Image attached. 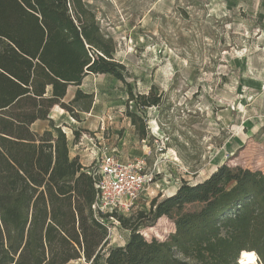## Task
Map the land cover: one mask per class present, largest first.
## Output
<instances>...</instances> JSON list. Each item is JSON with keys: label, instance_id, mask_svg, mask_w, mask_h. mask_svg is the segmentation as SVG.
<instances>
[{"label": "trees", "instance_id": "1", "mask_svg": "<svg viewBox=\"0 0 264 264\" xmlns=\"http://www.w3.org/2000/svg\"><path fill=\"white\" fill-rule=\"evenodd\" d=\"M116 52L85 0H0V264H264L261 170H241L235 184L222 186L164 240L139 233L137 220L154 226L156 213L93 209L97 170L72 157L68 134L50 113L57 105L75 117L89 112L94 95L80 88L65 101L69 87L89 74L123 81L137 107L158 105L153 92L132 91ZM127 115L144 137L143 118L134 110ZM37 121L48 127L35 130ZM115 218L131 238L110 248L108 222Z\"/></svg>", "mask_w": 264, "mask_h": 264}, {"label": "rangeland", "instance_id": "2", "mask_svg": "<svg viewBox=\"0 0 264 264\" xmlns=\"http://www.w3.org/2000/svg\"><path fill=\"white\" fill-rule=\"evenodd\" d=\"M85 2L115 40V57L126 66L132 91L153 92L161 101L137 107L123 81L91 74L81 87L94 95L92 115L80 110L75 117L58 105V123L69 128L72 153H92L94 143L101 149L92 157L95 170L101 152L113 148L146 159L154 182L125 217L156 213L154 226L137 220L139 233L164 240L179 222L205 210L222 186L235 184L241 170L264 172V0ZM129 110L143 118L144 137ZM47 125L40 121L34 129ZM108 224L110 248L125 246L131 231L116 218ZM70 264L89 263L82 258Z\"/></svg>", "mask_w": 264, "mask_h": 264}, {"label": "built area", "instance_id": "3", "mask_svg": "<svg viewBox=\"0 0 264 264\" xmlns=\"http://www.w3.org/2000/svg\"><path fill=\"white\" fill-rule=\"evenodd\" d=\"M95 173L99 176L98 198L93 209L104 214L130 213L147 186L154 182L145 158L125 161L114 152H102Z\"/></svg>", "mask_w": 264, "mask_h": 264}, {"label": "crops", "instance_id": "4", "mask_svg": "<svg viewBox=\"0 0 264 264\" xmlns=\"http://www.w3.org/2000/svg\"><path fill=\"white\" fill-rule=\"evenodd\" d=\"M93 76H96V74H92ZM89 76H91V74H89V75H87L86 77H89ZM85 77V78H86ZM72 86V85H71ZM70 86V87H71ZM70 87H69V89H68V92H67V95L66 96H68V94H70ZM82 89V87H81V85L80 86H75V90H73L72 92H71V97L72 98H74V93H76V91L78 90V89ZM71 98V99H72ZM58 106V105H57ZM57 106H55L53 109H52V111H51V113H50V118H52L57 124H59L58 123V120L60 119V116L59 115H61V114H58V112H57V109H56V107ZM93 107V106H92ZM87 114L88 115H92V108H91V110L89 111V112H87ZM101 121H102V125H104V122H103V118H101ZM38 122H40V121H37L36 123H38ZM48 122V121H47ZM36 123L35 124H33V128H34V126L36 125ZM65 123H68V122H66L65 121ZM46 127H48V125L46 126ZM45 127V128H46ZM63 128H64V130L67 132V134H68V131H67V126H62ZM44 128V129H45ZM43 129V130H44ZM69 129V128H68ZM102 129H104V126H102ZM42 130V131H43ZM97 139H100V137H97ZM75 148H77V145H75ZM90 148L92 149V153H87V154H82V153H80V152H75V153H72V151H71V155H72V157H76V156H78L79 158H80V160H81V162L83 163V165H85L86 167H90V166H92V157H93V155H96L97 156V154L98 153H100V151H101V149L100 148H98V151L96 150V143H94V144H91V146H90ZM103 152H106V151H103ZM108 152H114V153H116L118 156H120L123 160H125V161H127V160H130V159H134V158H131L130 156H128V155H125L122 151H120L119 149H116V148H113L112 150H108ZM102 153V152H101ZM95 156V157H96ZM94 157V158H95ZM93 158V159H94ZM137 158V157H136Z\"/></svg>", "mask_w": 264, "mask_h": 264}]
</instances>
